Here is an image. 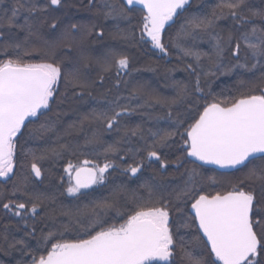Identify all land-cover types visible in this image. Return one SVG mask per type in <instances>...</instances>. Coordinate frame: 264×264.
<instances>
[{
	"label": "snow or ice",
	"instance_id": "snow-or-ice-1",
	"mask_svg": "<svg viewBox=\"0 0 264 264\" xmlns=\"http://www.w3.org/2000/svg\"><path fill=\"white\" fill-rule=\"evenodd\" d=\"M80 6L92 13L86 24L65 26L56 17L49 19V13L69 7L67 0H13L0 13L4 57L0 59V178L12 180L11 196L19 193L25 198L2 203L6 214L24 219L30 213L35 220L49 199L36 186L44 183L42 162L62 159L69 145L60 143L58 136L54 145L45 148L26 146L47 142L56 134L59 113L56 120L47 115L53 105L96 99L92 89L103 88L106 75L113 72L114 87L131 85L121 73L131 76L132 57L126 50L103 45L106 22H116L110 33L114 40L133 47L150 45L161 58L169 56L173 47L184 57H194L182 69L189 82L175 81L176 94L171 98L139 82L131 85L127 103H121L124 97L119 94L111 99L102 95L106 107L85 114L80 131L97 123L121 133L124 142L139 137L145 147L128 149L133 163L122 173L139 180L151 163L159 168L151 179L129 188L124 183L109 185L110 170L120 165L107 156L103 164L87 158L67 162L59 176L60 195L88 202L61 204L58 214L66 223L57 224L55 209L45 212L42 227L25 220L26 234L36 240L35 247L11 237L9 225H3L0 242L5 251L19 250L30 257L18 264H264V7H254L251 0H216L210 11L203 0L195 4L193 0H87L86 4L81 0ZM121 22L128 27L120 28ZM45 25L51 39L40 35ZM172 28L175 34L166 40ZM14 29L26 33L23 41ZM205 37L211 42L210 52L196 50ZM96 43L102 47L93 55ZM93 67L95 78L90 75ZM239 69L248 73L259 69L262 76L259 82L239 80L231 97L214 95L209 78ZM237 75L242 74L237 71ZM133 100L142 103L134 108ZM145 107L164 109L155 119L167 121V128L145 131L139 125L121 126L126 114ZM117 144H108L104 152L118 154ZM90 145L103 147L104 142L93 133L84 147ZM165 150L179 154L171 159ZM143 151L147 155L135 160ZM18 164L21 174L13 179ZM173 165L179 175L164 178L162 172ZM208 165L225 171L207 175ZM98 186L108 188L109 194L97 199ZM51 201L55 203V197ZM112 211L115 216L109 217ZM69 233L73 235L66 239Z\"/></svg>",
	"mask_w": 264,
	"mask_h": 264
},
{
	"label": "trees",
	"instance_id": "trees-1",
	"mask_svg": "<svg viewBox=\"0 0 264 264\" xmlns=\"http://www.w3.org/2000/svg\"><path fill=\"white\" fill-rule=\"evenodd\" d=\"M86 4L87 0H83ZM199 0H193V3H197ZM203 2L208 5L207 10H211V6L216 3V0H203ZM13 0H5L4 4H0V13H2L4 8H10ZM69 5L68 8L60 9L56 12L49 13V19L51 17H56L61 20L63 25H67L68 23H88L90 21L89 16H92V13L88 11L87 7H81V0H67ZM251 3L254 7H264V0H251ZM136 17L139 16V12L134 14ZM23 13L21 17L18 19L19 23L23 22ZM135 19L133 20V24L135 23ZM115 21L106 22V33L103 41V45H108L111 47H115L118 49L126 50L128 54L132 57V71L131 76H124L121 73V77L124 79H128L131 81V85L139 83H144L147 85H152L151 89H154L159 95L165 97H173L176 94V89L174 82L175 81H184L185 83L189 82L188 74L182 69L189 63H193L194 57H184L183 53L178 48H170V54L167 57L161 58V54L154 49L150 48V45H146L141 48L139 45L133 47L129 44H125L120 40L112 39L110 33L115 31ZM120 28H126L128 25L124 22L120 23ZM221 27L226 28L227 25L222 22ZM14 32L17 33L16 38L19 41H23L25 39L26 33L19 32L14 29ZM175 28L168 29L165 34V39L168 37L174 36ZM40 35L44 39H51L52 34L50 29L45 25L40 28ZM139 33L137 32V37ZM33 42L38 43L33 38ZM189 46L190 43H189ZM93 55L96 54V50L102 47L101 44L96 43L93 44ZM196 50L202 52H210L212 50L211 42L208 41V38L205 37L204 42H197ZM73 56L75 54L73 53ZM4 57L0 55V59ZM28 59L27 57L25 58ZM203 59V58H202ZM149 66L154 68V71L148 70ZM168 69H175L172 72H168ZM237 71L242 75H237ZM229 74L220 75L218 74L216 77L209 78L211 83L210 87L214 95H216L219 99H224L226 97H231L236 94V87L238 81L244 79L249 82H259L262 72L257 69L254 70V73H248L244 69H239ZM97 69L93 67L90 69V75L95 78L97 76ZM157 76V82L153 83L149 80V77ZM116 80L115 73L108 74L105 77L103 88L97 87L92 89V95L97 97L96 99H92L89 97H85L83 101L69 99L65 101L63 104L57 107L53 105V111L48 113V117L56 120L57 113L59 115L65 111L70 109L77 110L79 119H82L85 114L90 112L92 109H104L106 107L105 99L100 98L102 95L107 96L108 99H111L114 95L119 94L124 99L121 100V103H127L128 93L130 91L131 85L126 89L123 84L120 85L119 88L114 87V81ZM167 83L168 88L164 89L162 83ZM205 90H208V85H204ZM111 88V92H107L106 89ZM70 95V94H69ZM137 103H142V101L133 100L131 102L132 107H136ZM164 109L159 107L155 108H139L137 111L126 114L120 121L121 126L128 127H136L139 125L145 131L147 129H152L156 131L157 128H167V121L155 119L156 116H161L164 114ZM43 119V118H41ZM74 118H64L63 120H57L56 123V134L51 135V139L47 142L39 141L37 143H30L26 147L31 148H45L50 145H54V142L57 140V137H62L60 143H67L69 145V150L64 153L63 158L56 161L54 164L51 161H43V168L45 169V179L43 184H39L37 182L36 186L42 191L46 197H49L48 200L45 201V207L43 210H40L39 216L33 220L31 218V214L29 213L24 219L21 217L13 216L10 212L6 214V210L3 209L2 203H7L8 198L13 200H23L25 199L19 193L16 196H11L12 191V180L4 181L0 180V233L3 232V225L7 224L10 228V236L15 237V239L20 240L24 239L28 241L33 247L36 245V240L28 236L25 230V220H27L28 224L31 225L33 223L37 224L38 227H42L43 225L40 223L41 219L44 217L45 212H50L53 209L57 211V224L63 222L66 223V218L59 216V208L61 204L68 205L71 202H77L80 204L87 203L88 200L82 198L79 201H76V198L69 197L65 193L63 196L60 193L63 191L59 183V176L63 174L62 166L67 162L71 161L76 163L77 160L82 159H91L96 161L97 163L103 164L105 162V157L107 156L108 160H111L115 164H119L120 168L110 170L111 177L109 180V185H115L124 183L127 184L129 188H137L145 179H151L152 173L154 169H158V163H151L150 167H146L143 171V176L141 179H137L136 177H130L129 174L122 173V168L126 167L128 164L133 163V153L129 152L128 149L135 150L137 147H145L144 142L139 139V137H130L127 142L121 140V133H117L115 130H106L103 125L94 123L91 125H86L84 131H82L83 135L81 137L78 136L79 123H71ZM70 120V121H69ZM39 123V122H38ZM72 125H76L77 127L72 128ZM72 131V135H67V131ZM95 133L100 137V139L104 142V146L101 147L99 145H90L88 147H84L85 140L88 137H91ZM120 141L119 144L117 142ZM108 144H117V147L120 149L118 154L105 153L104 147H107ZM169 151V150H165ZM19 152V146H18ZM178 152L169 151V156L171 159H175V155H178ZM147 155L146 151H143L140 154H137L134 158L135 160H140L142 157ZM29 159H31L29 157ZM191 165H189L190 167ZM207 175H217L219 176L218 171H213V169L205 168ZM183 171V169H181ZM21 174V170L19 169V164L17 165V176L13 177L16 179ZM139 175V174H138ZM172 175H179L175 172V166H170L167 171L162 172V176L166 179H170ZM66 180V177H65ZM91 191V190H89ZM109 194V189L104 186H98L95 192V197L97 199L107 196ZM7 197V198H6ZM55 197V203H52L51 198ZM30 207V205H29ZM109 217L115 216V212H109ZM30 231V229H28ZM39 231H37L36 236H39ZM73 233H69L65 236L66 239H70ZM54 242V241H53ZM50 246V245H49ZM19 247V246H18ZM6 245L0 242V264H18V262H27L30 260V257L27 255H21L19 250H11L8 249L5 251Z\"/></svg>",
	"mask_w": 264,
	"mask_h": 264
},
{
	"label": "rangeland",
	"instance_id": "rangeland-1",
	"mask_svg": "<svg viewBox=\"0 0 264 264\" xmlns=\"http://www.w3.org/2000/svg\"><path fill=\"white\" fill-rule=\"evenodd\" d=\"M89 18L90 19H92V16H89ZM155 50V49H154ZM157 52H159L158 50H156ZM149 80L152 82L153 81V83H155V82H157V80H158V77L156 76H153V77H149ZM163 85V87H164V89H167L168 88V84L167 83H162ZM153 85V84H152ZM152 85H149L150 87L152 86ZM71 111L69 112L68 110H65V111H63L60 115H59V118H58V120L60 121V120H63L64 118H74L73 120H71L72 122L71 123H77V122H80V120L81 119H79V117L77 116L78 115V112H77V110H73V109H70ZM57 118V117H56ZM70 121V120H69ZM85 128H86V125H85ZM85 128H84V130H85ZM83 130V131H84ZM83 135V133H82V131H79L78 132V136L79 137H81ZM0 180H3L2 178H0Z\"/></svg>",
	"mask_w": 264,
	"mask_h": 264
},
{
	"label": "water",
	"instance_id": "water-1",
	"mask_svg": "<svg viewBox=\"0 0 264 264\" xmlns=\"http://www.w3.org/2000/svg\"><path fill=\"white\" fill-rule=\"evenodd\" d=\"M205 168L215 169V171H218V172H220V173L225 171V170H223V169H216V166H212V165L205 166Z\"/></svg>",
	"mask_w": 264,
	"mask_h": 264
},
{
	"label": "flooded vegetation",
	"instance_id": "flooded-vegetation-1",
	"mask_svg": "<svg viewBox=\"0 0 264 264\" xmlns=\"http://www.w3.org/2000/svg\"><path fill=\"white\" fill-rule=\"evenodd\" d=\"M129 176H130V174H129ZM131 177V176H130ZM67 179V178H66Z\"/></svg>",
	"mask_w": 264,
	"mask_h": 264
},
{
	"label": "bare ground",
	"instance_id": "bare-ground-1",
	"mask_svg": "<svg viewBox=\"0 0 264 264\" xmlns=\"http://www.w3.org/2000/svg\"><path fill=\"white\" fill-rule=\"evenodd\" d=\"M134 178V177H133Z\"/></svg>",
	"mask_w": 264,
	"mask_h": 264
}]
</instances>
